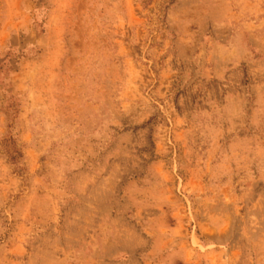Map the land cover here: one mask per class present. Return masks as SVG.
Segmentation results:
<instances>
[{"label":"rangeland","instance_id":"374dc122","mask_svg":"<svg viewBox=\"0 0 264 264\" xmlns=\"http://www.w3.org/2000/svg\"><path fill=\"white\" fill-rule=\"evenodd\" d=\"M0 264H264V0H0Z\"/></svg>","mask_w":264,"mask_h":264}]
</instances>
